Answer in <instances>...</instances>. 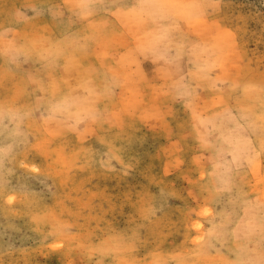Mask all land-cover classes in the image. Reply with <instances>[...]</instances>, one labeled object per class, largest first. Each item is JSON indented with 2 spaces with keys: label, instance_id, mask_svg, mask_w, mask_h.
<instances>
[{
  "label": "rangeland",
  "instance_id": "374dc122",
  "mask_svg": "<svg viewBox=\"0 0 264 264\" xmlns=\"http://www.w3.org/2000/svg\"><path fill=\"white\" fill-rule=\"evenodd\" d=\"M0 264H264V0H0Z\"/></svg>",
  "mask_w": 264,
  "mask_h": 264
}]
</instances>
